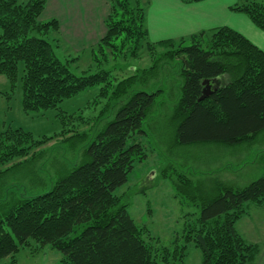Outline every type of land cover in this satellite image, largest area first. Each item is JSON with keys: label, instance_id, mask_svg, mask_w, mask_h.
Instances as JSON below:
<instances>
[{"label": "trees", "instance_id": "obj_1", "mask_svg": "<svg viewBox=\"0 0 264 264\" xmlns=\"http://www.w3.org/2000/svg\"><path fill=\"white\" fill-rule=\"evenodd\" d=\"M47 2L0 0V76L12 90L21 88L23 110L56 109L94 86H100V96L111 91L112 98H120V106L90 140L82 162L49 190L8 191L0 197V264L16 263V253L33 243L36 251L47 245L59 250L60 264H184L189 244L201 250L202 264H256L262 247L247 241L236 223L249 214L250 203L264 207V174L243 187L222 183L210 196L189 178L178 176V195L199 206L200 214L189 219L182 238L168 246L137 224L116 190L128 182L135 162L148 156L138 137L163 89L148 92L136 85L138 74L153 75L156 50H166L163 54L180 65L183 81L172 115L180 145H240L264 131V51L228 26L153 43L145 26L144 0H111L106 35L91 51L104 57L108 49L121 54L131 42L130 56L146 47L154 64L119 81L105 68L77 74L72 69L76 58L59 56L57 39L51 37L59 30L58 20L40 18ZM231 9L248 15L264 30L261 0H237ZM205 80L214 90L199 100ZM52 138L36 140L22 127L1 131L0 181L22 164L18 160ZM8 257L10 261L3 262Z\"/></svg>", "mask_w": 264, "mask_h": 264}, {"label": "rangeland", "instance_id": "obj_2", "mask_svg": "<svg viewBox=\"0 0 264 264\" xmlns=\"http://www.w3.org/2000/svg\"><path fill=\"white\" fill-rule=\"evenodd\" d=\"M57 41L59 56L76 58L72 69L77 74L105 68L112 70L119 81L154 64L146 47L139 49L136 56H130L131 42L125 44L121 54H113L108 49L104 57L91 50L69 52L59 47ZM165 51L159 48L154 52L158 64L153 75L138 74L140 82L136 88L151 92L161 87L163 92L144 123V133L138 137L148 156L135 162L128 182L119 187L116 194L127 203L137 224L145 226L148 235L168 246L177 237L182 238L186 222L200 214L199 206L191 201L183 202L178 195L175 186L178 176L189 178L209 196L216 193L222 183L236 188L246 186L264 174V131L240 145L177 144L172 115L183 79L179 63L168 59L163 54ZM99 89L100 86L87 88L64 100L56 109L27 113L22 106L21 88L12 90L7 78L0 76V132L10 127H22L31 131L36 140L54 136L35 148L30 156L18 160L22 164L2 177L0 197L8 191L45 192L61 175L82 162L90 140L115 117L120 106V98H112L111 91L100 96ZM67 129L72 131L64 133ZM81 133L85 135L80 136ZM15 186L20 188L16 190ZM246 219L242 218L237 224L241 235L257 234L260 225L255 223L256 231H253ZM15 258L14 264H60L62 254L48 245L36 251L33 243L21 248ZM9 261L8 257L3 262ZM184 264H202V252L194 244L188 245Z\"/></svg>", "mask_w": 264, "mask_h": 264}, {"label": "crops", "instance_id": "obj_3", "mask_svg": "<svg viewBox=\"0 0 264 264\" xmlns=\"http://www.w3.org/2000/svg\"><path fill=\"white\" fill-rule=\"evenodd\" d=\"M261 1L264 3V0ZM144 2L145 26L148 39L153 43L189 38L201 31L228 26L264 51V30L256 26L248 15L231 9L237 0ZM110 12L111 0H48L40 18L43 21L57 19L59 30L54 35L58 46L69 52L81 53L94 48L106 35V20ZM248 208L249 214L244 217L247 218L249 227L256 231L257 223L260 230L257 234L242 236L249 242L261 245L262 250L256 264H264V207L250 203ZM240 220L236 223L238 232L237 224Z\"/></svg>", "mask_w": 264, "mask_h": 264}, {"label": "water", "instance_id": "obj_4", "mask_svg": "<svg viewBox=\"0 0 264 264\" xmlns=\"http://www.w3.org/2000/svg\"><path fill=\"white\" fill-rule=\"evenodd\" d=\"M203 84L205 85L204 89H203V95L201 96V98L199 100H203L205 97L209 96L212 91L214 90L211 82L209 80H205L203 82Z\"/></svg>", "mask_w": 264, "mask_h": 264}]
</instances>
